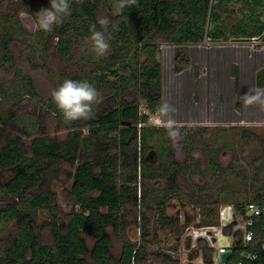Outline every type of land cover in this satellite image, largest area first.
Listing matches in <instances>:
<instances>
[{"label":"trees","instance_id":"1","mask_svg":"<svg viewBox=\"0 0 264 264\" xmlns=\"http://www.w3.org/2000/svg\"><path fill=\"white\" fill-rule=\"evenodd\" d=\"M46 4L50 6V1ZM105 4V0H71V14L52 29V37L56 35L59 39L54 45L49 41L43 51H52L61 59L73 61L79 46H82L81 53L90 48L87 41L91 35L89 29L96 24L100 30L96 23L98 17L106 16L110 20L105 36L111 53L103 56L88 75L90 84L94 82L95 86L103 88L104 100L97 109L99 113L84 121L89 137L82 141L81 154L77 149L79 136L75 132L63 142L37 136L33 138L29 152L17 145L16 137L8 135L9 143L0 139V144L6 143L0 148V179L6 169L13 172L9 180L0 183V193L19 198V202L13 204H0V222H13L16 227L10 246L0 254V264H180L172 254L163 250L148 257L140 241L148 238V219L139 213L141 238L137 242L129 237V223L124 215L128 206L142 203L131 193V183L137 179L138 166L144 164L143 151L150 146L155 128L142 125L139 129L138 124H146L151 115L158 114L161 105L160 45L174 46L175 69L181 70L189 65L187 44L252 38L264 43V0H138L136 6L109 15L103 12ZM1 5L2 0L0 8ZM24 38L25 33L15 21L2 17L0 73L13 74L16 80L24 81L22 87L29 94L42 97L33 75L25 73L19 64L23 55L15 52ZM33 52L34 47L28 45L22 62L28 66L36 64ZM142 55L144 63L140 62ZM59 75L61 81L64 72ZM259 85L264 86V79ZM18 90L9 93L17 94ZM47 100V105L53 106L64 121L51 95ZM140 101L145 113L139 111ZM73 124L78 125V120ZM243 134L248 137L252 133L244 131ZM98 144L101 147L96 152ZM77 157L79 162L74 173L61 168L63 162H72ZM173 162L172 166L177 164ZM63 174L72 177L73 182L64 189L69 213L59 218L54 212L57 195L51 189V183L58 181ZM116 177L120 179L119 183ZM174 186V181L169 182L170 189ZM97 190L101 192L98 194ZM167 202L168 199L156 203L157 223L173 230L176 219L166 213ZM248 202L264 204V191L234 206L239 209ZM36 208L48 209L51 220L38 225L33 214ZM109 227L112 234L107 231ZM84 235L96 238L91 249L87 247ZM112 237L121 243L118 257L110 250ZM235 243L237 250L238 241ZM86 254L93 263L86 260ZM184 264L195 263L188 261Z\"/></svg>","mask_w":264,"mask_h":264},{"label":"rangeland","instance_id":"2","mask_svg":"<svg viewBox=\"0 0 264 264\" xmlns=\"http://www.w3.org/2000/svg\"><path fill=\"white\" fill-rule=\"evenodd\" d=\"M49 1L3 0V10L0 9V21L2 17L11 21L18 20L19 27L26 34L31 35V44L34 47L33 55L36 54L33 57V62L36 63L33 64V68L22 62L25 51L27 52L28 48L25 49L20 44L17 45L15 52L19 51L18 54L21 53L23 55L18 60L19 64H22L21 67L25 73L33 75L36 89L42 96L24 101L21 108L22 110L24 109L26 115H30L29 118H32L36 124L38 122V125L32 129H25V123L24 125L18 123V125L16 124L18 128L14 129V132L22 138L25 144H28L33 137L40 134L48 135L61 142L69 138L71 133L75 132L79 136L77 149L81 154L83 151L81 149L82 141L89 137L88 127L84 123L85 120H78V125L73 124L74 121H63L61 116L55 112L53 106H48L46 101H48L47 98L53 88H56L65 79L89 82V73L98 65L103 56L96 57L90 51V48L86 52L83 50L81 53L82 46H79L78 50L75 51L74 62L61 59L52 51L49 53L43 52L49 41V44L51 41L54 44L59 39V36L56 35L52 37V31L44 32L39 30L35 24V14L42 9L48 8L49 6L46 3ZM70 2L71 0H69ZM105 3L103 7L104 14L115 13L113 0H105ZM228 42L242 43L234 40ZM244 42L247 43L246 40ZM248 43L251 51L264 49V43H260L258 40L256 42L248 40ZM194 46L197 50L195 55L189 53V66L182 70H176L172 66L173 46L165 43L160 45L158 59L161 63L162 71V95L164 101H167L176 110L173 115L175 126H185V129L181 131L182 138L195 145L192 154L198 159V168L201 166L202 170H206L207 153H209V159L214 158L218 166L207 176H202L199 169L194 173L191 171L184 172L188 177L182 176L180 178L179 186L181 193L178 195L174 194L175 196L173 195L170 201L168 200L169 205L166 209V213L176 219L173 230L162 228L157 223L156 203L169 199L170 195V192L168 193L164 189L163 182L157 188H140L139 184H137V198L142 200V203L140 205L128 206L124 214L127 215L126 221L129 223L128 234L132 241L138 242V239L141 238L139 234L141 230L138 227L140 223L139 213L144 214L148 219V238L144 241L140 239L147 251L148 257L158 250H163L172 254L174 258L180 261V264L188 261L200 264V257L203 260L210 259V251L205 241L203 240L202 245H200V241L202 240L200 237L194 236L196 226L219 223L220 218L218 219V214L223 203L235 205L237 202H246L252 199L256 193L264 191V118L261 117L258 121H246V117H251L250 119L258 117V101H253L249 104L247 103V99L251 93L254 96L257 92L262 93L261 98L264 99V86L261 87L259 85L262 79H264V70H258L254 75V80H251L246 73L249 67L253 65L252 62L255 59V55L252 52L250 54L247 53L245 57L243 53L240 60L243 61L242 63L246 71L241 66V68L235 69L234 73L232 72L234 80H236L237 72L238 76L240 75L241 81L232 82V85L224 88L219 87L222 94L217 91L215 92V83L217 84L222 81L225 75L224 64L216 72L213 71V64L219 58L215 59L218 56L215 53L218 51L221 53V50H223V55L221 56L229 55L226 54L227 51L223 48L225 42L205 41ZM49 49L51 50L52 48L50 47ZM110 53L111 49L109 48L104 57ZM141 61L142 63L145 62L143 55L140 56ZM42 64H46V66H41ZM60 72H64L61 81H59L61 78ZM258 74L261 76H258ZM14 78L9 77L5 85L13 89L14 86L21 84ZM249 82L250 84L248 85ZM91 84L100 93L102 100H104L103 88H98L94 82ZM259 88L262 89L257 90ZM234 91L243 92V94L238 95ZM102 102L94 105L97 108H93V114L99 113L97 109ZM242 104L245 110L243 114V109H240V105ZM182 105L185 108L187 107L186 115L179 110L180 107H183ZM54 106L56 105L54 104ZM236 107L238 108L237 112L235 111ZM2 109L3 111H8V106L3 105ZM139 111L141 113L146 112L142 101L139 102ZM225 111L229 113V119L228 116L223 117ZM247 112L250 113V116H248ZM221 113L224 119L219 120L218 116ZM232 113L233 115L234 113L236 114L235 119H231L233 117L231 116ZM156 118L160 123V114H155L151 115L147 124L148 126L157 125L156 127L154 126L155 128L150 138L152 146L160 147L164 142L171 141V143L175 144L182 140L181 136L177 140L170 139L163 125L158 126L159 124H156ZM201 127L205 129L202 131L200 130ZM3 129L5 130V127L0 123V131H3ZM244 131L251 132V136H244ZM218 154L221 156L217 157ZM175 158L177 161L183 163L186 159L183 148L175 151ZM61 168L70 171L74 170L75 162L65 161L61 165ZM9 177H11V171H5L4 176L0 179V183L8 180ZM115 180L117 183L120 182L118 178ZM71 181L72 177L67 179L63 174L58 181L54 180L51 183V189L57 195V204L54 212L58 214L59 218L66 217L70 210V206L67 204L64 196V189L70 185ZM195 184L202 187L200 195L197 192ZM150 185L153 184L149 182ZM16 202H19L18 198L0 193V204H13ZM33 214L38 225L50 221L52 218L50 211L46 208L33 209ZM15 229L16 227L13 222H0V254L3 253L5 248L10 246ZM108 232L112 234V229L109 228ZM43 233L46 234L45 231ZM84 239L87 247L91 249L94 239L88 238L87 235H84ZM110 250L113 256L118 257L120 255L121 243L115 237H112ZM85 258L93 263L89 254H86Z\"/></svg>","mask_w":264,"mask_h":264},{"label":"flooded vegetation","instance_id":"3","mask_svg":"<svg viewBox=\"0 0 264 264\" xmlns=\"http://www.w3.org/2000/svg\"><path fill=\"white\" fill-rule=\"evenodd\" d=\"M2 2H3V0H2ZM0 9L3 10L2 5H1ZM15 22L18 25L19 21L17 20ZM18 27H19V25H18ZM23 32L25 33V38L19 43V45L20 44L23 45L24 48L26 49V48H28V45L29 46L32 45L31 44V35L26 34L25 31H23ZM26 44H27V47H26ZM32 68H33V66H32ZM1 71L2 70H0V72ZM0 74H1L0 75V84L3 86V88H2V86L0 88V117L8 119L7 120L8 122L4 121L3 118L0 119V123L2 124V126L5 127V130L3 129V131H0V139H1V141L6 140L5 142L9 143V142H7L9 139L8 135L12 136L13 138L16 137L15 139H16L17 145H19V147L22 148L24 151L29 152L31 145H33V138H35L37 136L33 137L28 144H25L24 141L22 140V138L16 132H14V129L18 128L16 126V124L18 125V123L23 124V125L25 123V125H24L25 129H28V128L32 129L33 128V122L35 123V121L32 118H29L30 115H26L24 113V109L23 110L21 109L23 107L24 101H26V100L28 101L30 99H33V95L29 94V92H27V90L22 87V85H23L22 82L24 83V81L17 80L21 84L14 86L12 89L11 87L6 86L5 83L8 82L9 77L14 78V75L9 74L6 76L3 72ZM17 89H20L17 91V94L9 93L10 91L14 93L15 90H17ZM3 105L8 106V111H3V109H2ZM150 117H149V119H150ZM18 118H19V120H18ZM23 119H25V121L20 122ZM147 124H148V121L146 124H138V128L140 129V127H142V125L148 126ZM156 124H158V123H156ZM37 125H38V122H37L36 126ZM152 126H155V125H152ZM158 126H162V123L159 124ZM176 127L180 129V132L185 129V126H182V125H177ZM201 128H200V130H202V131L205 129V128L203 129V127H201ZM181 135H182V132H181ZM39 136H48V135L40 134ZM48 137L50 139H53L50 136H48ZM181 139L182 140H180L179 142H177L175 144L171 143V141L164 142V144H162L160 147H154V146H152V144H150V146H147L144 149L143 155H142L144 164H141V166H138L137 175H136L137 179L135 182L131 183V185H132L131 193L132 194L136 195V197H137V193H136V191H137L136 189L138 186L137 184H139L140 188H144V187L157 188L163 182V184H164L163 186L165 187L164 189L167 190L168 193L170 192L169 193L170 195L168 194L169 195L168 200L170 201V199L172 198V196L174 194L178 195L181 193L180 192L181 188L179 186L180 178L182 176L188 177V175L184 174L185 171H191L194 173V172H197L199 169L202 176H204V175L207 176L212 170L214 171L217 168L218 164L215 162L216 160L214 161V158L209 159V153H207V155H206L208 158L207 159L208 164L206 163V170L205 169L202 170L201 166L198 168V159L192 154L194 149H195V145L190 143L189 141L183 139L182 136H181ZM67 140H69V138H67L64 141H67ZM61 142H63V141H61ZM6 143L1 142L0 148H2L3 144H6ZM100 147H101V144H98L96 152L98 150L100 151ZM179 148H183L185 151L186 159L183 161V163L177 161V159L175 158V151ZM219 155L220 154H218L217 157H219ZM78 161H79L78 157L76 159H74V161H72V163L75 162V168H74V170H71L72 173L75 172ZM171 161L172 162L174 161L177 164H174L175 166L174 165L172 166ZM97 169H98V172H100V167H98ZM64 170L66 172L70 171V170L65 169V168H64ZM143 170H144V174H143ZM5 171L7 172V171H11V170L6 169ZM5 171L3 172V174L5 173ZM173 173L175 174L174 176H172ZM176 173H177V175H176ZM12 174H13V172L11 171V176H12ZM66 178L69 179L70 177L66 176ZM116 178H118V177H116ZM9 179H10V177L8 178V180ZM171 181H174V184H175L173 189L169 188V182H171ZM72 182H73V178H72L71 183ZM149 182H151L153 185L149 186ZM195 186L197 188V192H199V195H200L202 193V187L201 186L199 187L196 184H195ZM100 192H101L100 190L96 191V193H98V194ZM171 192H172V194H171ZM192 194H193V191H192ZM14 198H17V197H14ZM137 200H139V199L137 198ZM167 203H169V202H167ZM131 206H133V204ZM243 208H244V205L241 208L237 209L234 206V204L223 203L220 207V212L218 214L219 215L218 219L220 218L219 223L211 224V225L207 224L205 226H203V225L196 226L197 228L195 229L194 236L197 238L200 237V239L202 241L203 240L205 241V244L207 245V247L209 248V251H210V257L214 256V255H212V253L214 252L213 246L217 245L216 241L218 238H220L221 236H224V235L229 236V237L230 236L236 237V236H238V234H240L242 226H243ZM87 237L94 239V242L96 240V238L94 236L87 235ZM94 242H93V244H94ZM201 264H204L203 261L201 262Z\"/></svg>","mask_w":264,"mask_h":264},{"label":"clouds","instance_id":"4","mask_svg":"<svg viewBox=\"0 0 264 264\" xmlns=\"http://www.w3.org/2000/svg\"><path fill=\"white\" fill-rule=\"evenodd\" d=\"M137 3L138 0H113V8L115 13L120 14L124 9L134 7ZM70 14L71 7L69 0H50L48 8L42 9L35 14V24L39 30L51 32L54 25L62 24L64 18ZM96 23L99 24L100 30H97L96 24L91 25L89 29L91 35L87 38V41L90 45V51L96 57H102L110 48V44L105 36L110 25V20L106 16H101L98 17ZM50 95L53 103L66 122L92 119L93 106L98 105L102 101L100 93L92 84L87 81L71 79H65L51 91ZM253 101H258L264 105L260 92L247 99V103L249 104ZM158 111L167 136L172 140H177L181 136V132L175 126L173 118L176 110L167 101H164L161 103Z\"/></svg>","mask_w":264,"mask_h":264},{"label":"built area","instance_id":"5","mask_svg":"<svg viewBox=\"0 0 264 264\" xmlns=\"http://www.w3.org/2000/svg\"><path fill=\"white\" fill-rule=\"evenodd\" d=\"M252 40L257 41L254 38ZM155 120L158 124L161 123V120L160 123L157 118ZM258 220L260 222L255 226ZM227 237L230 243L238 241L237 250L236 246L214 245L212 253L214 256H211L210 262L206 264H264V204L246 203L243 208V226L240 234L236 237ZM228 248L232 249V254L227 260H222L220 255ZM235 253L236 256H233Z\"/></svg>","mask_w":264,"mask_h":264},{"label":"crops","instance_id":"6","mask_svg":"<svg viewBox=\"0 0 264 264\" xmlns=\"http://www.w3.org/2000/svg\"><path fill=\"white\" fill-rule=\"evenodd\" d=\"M253 39V38H252ZM251 39V40H252ZM245 40H238V42H242V43H229V42H225V46L223 47L224 48V50L225 51H227L226 52V54H229V55H225L224 57L223 56H221V55H223V50H221L222 52L220 53L219 51L217 52V53H215V54H218V56H216L215 57V59L216 58H218L217 59V61H215V63L213 64L214 66H213V71H215L216 72V70L218 69V68H220L221 67V65L222 64H224V67H225V75H224V78H223V80L222 81H220V82H218L217 84L215 83V85H214V87H215V92L217 91V92H219V93H221L222 94V91L221 90H219V87H221V88H224V87H226V86H228V85H232V82H238L239 80H240V75L238 76V74H237V72H236V80H234V77H233V75H232V72L234 73V70L235 69H237V68H241V66H242V68L244 69V64L242 63L243 61L242 60H240L241 58H242V54L244 53V55H245V57H246V54L248 53V54H250V53H252L253 52V54L255 55V59H254V61L252 62V66H250L249 67V69H248V71H247V75H248V77L252 80H254V75H255V73L258 71V70H264V49H262V50H252L251 51V49L249 48V43H248V40H246L247 41V43L246 42H244ZM237 42V41H236ZM258 44V43H257ZM194 45H196V44H187L186 45V47H187V55H188V57H189V61H190V56H189V53H191L192 55H195V53H196V48H195V46ZM212 45H214V44H212ZM254 45H255V43H254ZM264 45V44H263ZM173 46V45H172ZM173 51H174V53H175V48H174V46H173ZM255 52V53H254ZM174 53H173V60H172V66H173V69H175L174 67H175V64H174ZM212 53V52H211ZM248 56V55H247ZM257 58H258V60H257ZM213 59V58H212ZM221 59H222V61H221ZM245 59V58H244ZM189 66V65H188ZM185 68H187V66L185 67ZM185 68H182V69H185ZM181 69V70H182ZM245 71H246V69H244ZM241 81V80H240ZM217 82V81H216ZM223 82H224V86H223ZM242 84H244L243 82H241ZM161 84H162V71H161ZM210 84H211V82H210ZM250 84V82L248 83V85ZM257 85V84H256ZM262 87V86H261ZM262 88H259V89H257V90H261ZM211 91V90H210ZM232 91V90H231ZM232 93V92H231ZM234 93L235 94H238V95H242L243 94V92L242 93H240V92H235L234 91ZM246 93H247V91H246ZM245 94V93H244ZM256 94V93H255ZM254 94V95H255ZM262 94V93H261ZM252 96V93L248 96V98L249 97H251ZM164 97H163V95H162V92H161V103H163L164 102V99H163ZM216 99V98H215ZM261 100H264V99H262L261 98ZM216 101V100H215ZM183 106V105H182ZM234 106V105H233ZM241 106V107H240ZM240 106H238V107H240V109H243V104L242 105H240ZM184 107V106H183ZM183 107H180V111L183 113V114H185L186 115V109H187V107L185 108H183ZM237 107H236V112H237ZM255 109V108H254ZM249 110V109H248ZM257 110L259 111L258 112V117L256 118V119H254V118H252V119H250L251 117H249V118H247L246 117V121H258L259 119H261V117H263L264 118V105H262L261 103H259L258 102V106H257ZM243 112H245V110L243 109L242 110V114H243ZM249 115L248 116H250V113L249 112H247ZM158 114H160L159 112H158ZM227 114V115H226ZM238 114V113H237ZM222 113L221 114H219V120H222V119H224L225 117H227L228 116V119H229V113L227 112V111H225V113H224V115H223V117H222ZM231 116H233V117H231V119H235V117H236V114L234 113V115H233V113H232V115ZM239 116V115H238ZM253 116V115H252ZM161 117V116H160ZM181 117V116H180ZM227 119V120H228ZM232 121V120H231ZM203 261L205 264L207 263V262H210V259H205V260H203V258L202 257H200V261ZM201 261V262H202ZM201 264V263H200Z\"/></svg>","mask_w":264,"mask_h":264},{"label":"water","instance_id":"7","mask_svg":"<svg viewBox=\"0 0 264 264\" xmlns=\"http://www.w3.org/2000/svg\"><path fill=\"white\" fill-rule=\"evenodd\" d=\"M216 244L218 246L235 247V243L234 242L230 243V239L226 235L221 236L220 238H218L217 241H216ZM231 254H232V249L228 248L223 253H221L220 257H221L222 260H227L231 256Z\"/></svg>","mask_w":264,"mask_h":264}]
</instances>
